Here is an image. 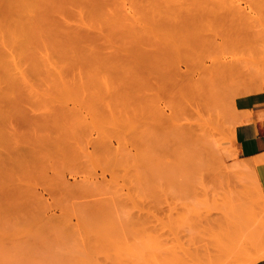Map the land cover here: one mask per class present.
Wrapping results in <instances>:
<instances>
[{
  "label": "rangeland",
  "instance_id": "rangeland-1",
  "mask_svg": "<svg viewBox=\"0 0 264 264\" xmlns=\"http://www.w3.org/2000/svg\"><path fill=\"white\" fill-rule=\"evenodd\" d=\"M131 1L124 0L127 5ZM135 1L134 5L142 3ZM172 1L178 6L189 5V1L191 8L196 3L195 0ZM234 2L244 6L248 14L257 16V26L240 28L242 31L238 30L239 34L231 39H226L224 34L217 36V40L212 36L208 37L212 38L210 41L202 38L199 46L204 54L199 56L211 57L207 63H211L213 56L223 60L235 58L264 74V1ZM178 10H169V14L178 16ZM184 10L178 19L182 21L186 17L188 22L194 12L186 9V14ZM27 11L25 8L23 13ZM163 20L172 21L166 17ZM173 21L179 25L178 20ZM6 23L0 19V30L14 28ZM190 27L186 25L185 31ZM13 39L8 33L0 41V53L12 51L15 57L2 61L0 72L7 74L9 81L0 79V94L3 93L4 99L7 92L16 101L8 124L0 118V159L6 157L9 164L3 173L0 169V194H3L2 198L0 195V255L3 254L0 264H252L254 259L258 260L253 264H258L264 261V191L253 164L240 156L235 143V128L241 120L238 100L249 94L264 99L263 92L247 93L237 86L233 92L230 85L226 91L221 89L225 92H215L221 99L216 101V97L214 103L211 99L209 109L201 111L196 103L187 109L182 103L167 102L168 94L151 92L143 106V110L148 109L144 121V113L140 114L143 119L140 120L133 112L140 110L137 95H122L119 84L123 80L111 74L110 67H104L103 62H109L106 57L110 48L97 50V55L90 56L98 66L93 71L95 74L90 72L80 81L79 78L72 81L70 76L63 80L46 73L48 67H66L65 62L54 60L55 56L48 61L43 49L37 50L35 57L29 46L14 47ZM10 61L16 64L11 66ZM20 77L28 78L22 82ZM80 84L88 89L83 91ZM113 84L115 89L111 87ZM157 108L165 109V114L157 113ZM113 113L118 116L113 117ZM59 121H63L62 126L64 122L71 127L79 126L81 132L72 136L74 142L82 143L80 158L82 146L96 151L99 150L96 145L104 140L110 144L112 155L108 153L105 157L107 152L101 149L100 153L96 151L100 156L87 159L86 165L87 157H84L81 161L85 167L78 173L80 176H72L66 162L51 166L48 153L56 138L50 129L53 122ZM11 127L15 134L8 132ZM71 139L66 142L72 143ZM79 148L76 146V150ZM57 171L66 173L71 183L89 178L91 189L95 190L93 199H98L100 208L93 207L91 196L76 197L77 201L58 193L50 196L44 189L46 177L56 176ZM7 186L17 188L11 197L5 194L10 188ZM34 194L39 198H33ZM82 201H88L87 207Z\"/></svg>",
  "mask_w": 264,
  "mask_h": 264
},
{
  "label": "bare ground",
  "instance_id": "bare-ground-1",
  "mask_svg": "<svg viewBox=\"0 0 264 264\" xmlns=\"http://www.w3.org/2000/svg\"><path fill=\"white\" fill-rule=\"evenodd\" d=\"M134 1H131L132 4L130 3V5H127L124 0L123 3L121 0H0V17H3L0 19L6 20L8 24L14 26V28L8 27L4 30H0V41L1 39L3 41V38L10 33L11 38H14L13 41L11 40L14 47L17 44V46L20 47L29 46L35 57L38 56L37 50L43 49L46 53L44 57L48 61H50V59L53 60V58L55 60L56 58L57 60L59 59L58 61H63L66 63L65 65H67L66 67L56 65V68L52 67L51 69L48 67L46 73L58 76V79L63 80L70 76L72 81H74V79L78 80V78L80 81L85 75H91V73L95 74L93 71H95L98 66L91 58L93 57L92 55H97V50L110 48V52L108 53L109 56L106 57L109 59V62H103L104 67H110V73L114 74L116 77L119 76L123 80V83L119 84V91H121L120 93L122 95H129L132 93L137 95L136 97H138L137 101L140 110H133V112L138 115V119L141 117L140 114L143 115V113V119L145 116V118H147L148 109L146 107L145 110H143V106L146 102V95L151 92L156 95L160 93L168 94L170 97H167L169 98L167 102L176 101V103H182V106L185 105L187 109L192 103H196L199 111L208 108L211 99L213 101L217 97V100H215L218 101L219 97L214 93L218 90L225 92L228 90L226 87L231 88V86H233V88H231L233 92L234 88H236L235 86H237L238 90L243 88L247 93L261 91V93L263 92L262 94H264V74L252 70L245 63L235 58L223 60L216 59L213 56L211 63H207V59L211 57L206 58V56H199V54H204L199 46L204 40H202V38L212 36L216 38L213 40H217V36L224 34L226 39H231L239 34L240 28H253L257 26V16L248 14L244 10V6L238 5L239 3L237 4L234 0H195L196 5L194 4L193 8H191V2L189 3L188 0L187 4L189 5H186V2L183 3V5L186 6H178L172 0H168L171 4L167 0H162L163 2H161V0H147L145 2L143 0L135 1H142L139 5H137V3L134 5ZM25 8H28V11L23 13ZM184 8L185 10H192L190 11L191 13L194 12L190 15V20L188 22L184 16L185 24H183L184 19H182V21L178 19L179 14L182 18L183 12L181 13V11L184 10ZM174 9H179L178 11H180V13L178 16L174 13L169 14V10H173L174 12ZM193 10H196V12ZM166 11H168V13ZM163 17L167 19L171 18L172 21H164ZM173 20H178L179 25H177V21ZM180 24L183 26L185 25L182 27L184 30L181 27L182 30H177L179 26H181ZM186 25L187 27H189V25L191 27L189 30L185 31ZM207 40L210 41L212 38H208ZM13 46H11V48ZM10 53L13 55L12 51ZM11 54L0 53L1 67L3 65V60L7 62L9 58L11 59ZM13 57L14 56H12V58ZM11 61L10 63L8 62V64L14 66L16 63L12 65L13 62ZM6 76L7 74H1L0 72L1 80L2 77L5 80ZM22 76L25 75L22 74ZM27 78L25 77L23 80L21 78L22 82H26L24 80H27ZM18 80L21 81L20 79ZM6 81H9V79L7 80L6 78ZM82 83L84 84V80ZM83 84L80 85L83 86ZM76 85L79 84L76 83ZM111 87L115 89L114 84ZM76 88L80 90V87ZM222 88L225 91L221 90ZM83 89L82 90L85 91L88 87L85 85ZM6 94L7 97L4 99L3 93L2 95L0 94L2 98L0 100V118L8 124V120L12 117L11 109L14 108L13 105L16 101L15 98L8 96L9 93L7 92L4 93V97ZM213 96L214 98H211ZM242 103L244 102L242 101ZM166 105H169V103H166ZM164 111L165 109L161 111L159 108L156 112L160 113V115H164ZM116 114L117 113H115V115ZM115 115L113 117L118 116ZM114 119L117 120L118 118ZM62 122H53L52 128L50 129L51 133L53 131L55 132L54 137L56 138L53 140V147L48 153V162L50 160L51 166L56 163L61 162L62 164L66 162L67 166L72 169L70 170L72 176H77V174H80L83 170L82 167H85L83 166L84 162L81 161L84 157H87L86 160H90L89 158L94 159L98 157L96 156L99 155L97 152L100 153L99 150L101 149L107 152L104 156L108 153L111 154L110 144L104 140V142H100L101 145L92 143L96 145V148H99V150L93 148L97 152L89 149L88 151L85 146H82L83 156L80 158L79 152L82 143L80 145L78 141L74 142L73 139V136L80 131L79 126L73 124L71 127L65 122L62 126ZM10 129V131H8L10 135L15 134L13 128L11 127ZM63 135H65V137H63ZM61 136L66 140L72 138V143L66 142ZM77 139L79 138L77 137ZM112 144L113 143H111V146L114 147ZM75 145L77 148L80 147L79 150L77 149L78 151ZM5 154H7V152ZM2 157L3 156H1V158ZM3 158L0 159L1 173H3V169L6 168V165L7 167L9 165L6 157ZM101 159L104 161L107 160L104 158ZM88 160L85 165L88 164ZM99 162H101V160H99ZM125 162L124 160V163ZM128 162L127 160V163ZM55 173L56 172H54V174ZM52 175L48 176L47 174L44 188L46 192L48 191L50 193V196L52 195L54 197V194H62L63 197L65 196L69 199L91 196L93 199L95 190L92 191L87 180L89 178L85 179L86 177H84L81 178L80 181L74 179L75 182L71 183L67 180L66 173L62 174L57 171V177H51ZM0 177H2V174ZM12 179L13 178H11V180ZM8 187L10 186H7V188ZM13 187L16 188L15 186ZM11 188L12 187L6 191L7 193L5 192L7 197L9 194V197H11L16 191L14 188ZM37 195L32 196L36 199L39 198ZM2 197L3 194L1 195V198ZM86 199L87 198H85V200ZM77 200L78 199H76V201ZM33 202L37 201L34 200ZM87 202H83V205L85 204L84 207H87ZM92 204L93 207L97 209L101 203L98 199L95 200L94 198ZM89 207L90 206H88V208ZM0 256H3V254ZM256 260L258 259H254L252 264Z\"/></svg>",
  "mask_w": 264,
  "mask_h": 264
},
{
  "label": "crops",
  "instance_id": "crops-1",
  "mask_svg": "<svg viewBox=\"0 0 264 264\" xmlns=\"http://www.w3.org/2000/svg\"><path fill=\"white\" fill-rule=\"evenodd\" d=\"M238 102L241 120L235 128V143L240 156L253 164L264 191V99L248 96Z\"/></svg>",
  "mask_w": 264,
  "mask_h": 264
}]
</instances>
